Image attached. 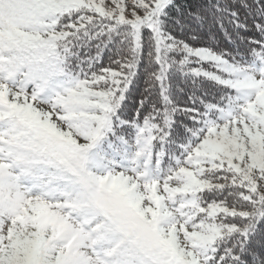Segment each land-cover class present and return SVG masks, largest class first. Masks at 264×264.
Returning <instances> with one entry per match:
<instances>
[{
	"label": "snow or ice",
	"instance_id": "snow-or-ice-1",
	"mask_svg": "<svg viewBox=\"0 0 264 264\" xmlns=\"http://www.w3.org/2000/svg\"><path fill=\"white\" fill-rule=\"evenodd\" d=\"M0 264H264V0H0Z\"/></svg>",
	"mask_w": 264,
	"mask_h": 264
},
{
	"label": "trees",
	"instance_id": "trees-1",
	"mask_svg": "<svg viewBox=\"0 0 264 264\" xmlns=\"http://www.w3.org/2000/svg\"><path fill=\"white\" fill-rule=\"evenodd\" d=\"M138 98V97H137ZM181 99L183 98L182 96L180 97Z\"/></svg>",
	"mask_w": 264,
	"mask_h": 264
}]
</instances>
